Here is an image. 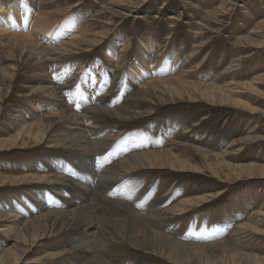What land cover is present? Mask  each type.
<instances>
[{"label": "rangeland", "instance_id": "obj_1", "mask_svg": "<svg viewBox=\"0 0 264 264\" xmlns=\"http://www.w3.org/2000/svg\"><path fill=\"white\" fill-rule=\"evenodd\" d=\"M67 20H72L71 28L64 32ZM143 55L149 63L141 62ZM85 72L90 80L94 74L95 81L83 79ZM130 73H135L137 83ZM178 76L182 81L174 85L176 93L154 81L176 82ZM212 84L226 94L215 90L212 96L205 95L202 90ZM50 87L59 88L71 115L84 117L83 122L68 121L48 130L40 127L36 137L27 136L24 145L12 149L8 145L23 127L36 124L37 117L59 112L47 107L51 100L43 96ZM100 100L109 112L85 113ZM41 108L45 113L33 114ZM63 130L88 136L91 158L104 162L103 174L109 168L120 173L115 177L118 181L108 187L100 186L97 177L92 186L86 184L92 198L84 204L85 211L96 225L86 237L91 248L79 253L71 240L85 232L82 226L89 220L74 217L62 226L49 217L25 227V241L19 242L13 228H21L24 221L5 218L0 221V264H87L93 257L101 264H204L180 252L179 257L188 260L167 258L146 234L149 229L175 244L197 246L198 253L212 264H231L229 254H236L238 261L245 259L242 255L264 258V175L237 180L230 176L232 170L223 165L218 170L209 158L220 155L232 168H264V0H0V143L10 141L0 151V177L20 180L29 176L35 182L55 172L81 184L77 155L55 146ZM248 136L257 139L244 146L236 143ZM163 151L187 168L179 171L178 164L170 168L167 162L149 168L141 161V154ZM135 155L141 162L127 172L115 164ZM67 165L70 173L59 169ZM13 184L0 183V215L16 214L29 220L35 215L27 216L26 210L36 211L37 216L57 212L64 208L63 200L74 197L64 183ZM127 191L142 193L146 199L122 197ZM46 197L56 198L60 206L48 205L46 211H39L33 201L43 203ZM204 197L205 203L198 199ZM126 206L138 215L142 209L156 207L153 214L163 217L164 224L161 229L159 222L146 224L145 238L140 231L133 238L129 223L134 212ZM75 208L79 209L64 210H73L69 215H74ZM107 222L112 224L107 226ZM221 225L222 233L217 227ZM210 230L207 236L191 237ZM12 248L22 256L17 263L12 262L15 250L6 252Z\"/></svg>", "mask_w": 264, "mask_h": 264}, {"label": "bare ground", "instance_id": "obj_2", "mask_svg": "<svg viewBox=\"0 0 264 264\" xmlns=\"http://www.w3.org/2000/svg\"><path fill=\"white\" fill-rule=\"evenodd\" d=\"M48 7V6H47ZM46 7V8H47ZM50 9V8H49ZM47 10V9H46ZM47 11H49V10H47ZM50 12V11H49ZM41 13H43V11L41 12ZM46 14V13H45ZM40 15V14H39ZM43 18V17H42ZM45 18V17H44ZM42 20V19H41ZM44 20V19H43ZM71 22H72V20H67L66 22H65V25L66 26H64V28H63V31L64 32H68L69 30H70V28H71ZM49 24V23H48ZM40 25H41V23H40ZM42 26V25H41ZM40 26V27H41ZM47 26H49V25H47ZM43 27H44V25H43ZM39 28V27H38ZM21 34H24L23 32L21 33ZM27 35H28V33H26ZM25 34V35H26ZM257 34V33H256ZM12 35H13V33H12ZM17 35H18V33H17ZM17 35H15V36H17ZM19 36H20V33H19ZM22 36V35H21ZM79 36V35H78ZM12 37H14V36H11V39H10V41H12ZM24 37V36H23ZM15 38H18V37H15ZM30 39V38H29ZM26 40H27V38H26ZM32 40V39H31ZM24 41H25V39H24ZM12 42H15V41H12ZM28 41H26V43H27ZM79 42V41H78ZM9 43V42H8ZM11 43V42H10ZM18 42H16V44H17ZM22 43V42H21ZM25 43V42H24ZM22 45V44H21ZM25 45V44H24ZM23 45V46H24ZM78 45V44H77ZM20 46V45H19ZM22 46V47H23ZM29 46H30V44H29ZM33 46V45H32ZM31 46V47H32ZM16 47H17V45H16ZM35 47V46H34ZM60 47V46H59ZM13 48V47H12ZM25 48V47H24ZM27 48V47H26ZM29 48V47H28ZM40 48H41V46H40ZM21 49H23V48H21ZM30 49V48H29ZM37 49V48H36ZM58 49H60V48H58ZM62 49V48H61ZM60 49V50H61ZM67 49V48H66ZM8 50V49H7ZM27 50V49H26ZM31 50V49H30ZM39 50V49H38ZM46 50V49H45ZM45 50H44V52H45ZM50 50V49H49ZM69 50V49H68ZM27 51H29V50H27ZM26 51V52H27ZM34 51H35V49H34ZM33 51V52H34ZM42 51V50H41ZM8 52V51H7ZM32 52V53H33ZM37 52V51H36ZM40 52V51H39ZM52 52V51H51ZM12 53V52H11ZM40 53H42V52H40ZM47 53V52H46ZM27 54V53H26ZM28 54H30V53H28ZM11 55H13V54H11ZM37 56H38V54H36ZM40 55V54H39ZM48 56L50 55V53L49 54H47ZM140 55V54H139ZM35 56V55H34ZM52 56V55H51ZM45 57V56H44ZM38 58H40L39 56H38ZM49 58V57H48ZM41 59V58H40ZM147 59H148V57H145V55H143V57L140 59L141 60V62H143V64L144 63H149L148 61H147ZM43 64V63H42ZM173 64V60L171 61V65ZM148 65V64H147ZM41 67H43V66H41ZM173 71V70H172ZM9 75H11V74H9ZM49 75V74H48ZM46 76H47V74H46ZM88 76H89V72H85V75L83 76V79H85L86 81H88V82H94L95 80H94V74H92V80H90V77L88 78ZM130 76H131V80L134 82V83H137V81L139 80L136 76H135V73H130ZM138 76V75H137ZM12 77V76H11ZM150 77V76H149ZM174 78V77H173ZM50 81V80H49ZM154 81H156V82H158L160 85H165V86H168V87H170L171 88V91L172 92H174V93H176L177 92V90H176V87L174 86L175 84H179V83H181V79H180V77L178 76L177 78H176V82H174V81H172V80H169V79H160V80H154ZM51 83H53V82H51ZM96 83V82H95ZM149 83V82H148ZM49 84V83H48ZM150 84V83H149ZM45 85V84H44ZM98 85H99V83L97 82V84H95L94 86L95 87H98ZM132 85V84H131ZM136 85V84H135ZM3 86V85H2ZM47 86V85H46ZM53 86V85H52ZM138 86V85H137ZM80 87V86H79ZM144 87V86H143ZM151 87L152 86H150V91H151ZM76 88V87H75ZM90 88V87H89ZM58 87H57V89L55 88V87H50V88H48V90H46V92L44 93V95L43 96H46L47 98H49V100H51L50 102H49V106H47V107H56V109L58 108L59 109V112H57V114H55V115H49L48 117H45V118H39L38 119V117H37V121L38 122H36V124H34V125H26L25 127H23L22 129H21V132L20 133H18L16 136H14L12 139H11V141L13 142L12 144H9L10 143V141L9 142H7V143H5V144H3V143H0L1 145H0V151L2 152V151H4V150H2V148L3 147H5L7 144H9L8 146H10V147H13L12 149H14V148H16L17 146H19V144L20 145H24V139H26V137L27 136H33L34 137V135H35V137H36V130L37 129H39L40 127L41 128H45V129H53L52 128V126H54V125H56V124H60V123H68V121H73V123H81V122H83V120H82V118H84V117H82L81 118V116H78V115H75V114H72L71 115V113H72V111L66 106L67 104H65V102L66 101H64L63 100V97L62 96H60V94H59V92H57L58 91ZM81 89V88H80ZM79 89V90H80ZM87 89V88H86ZM222 88H218L217 86H213V84L212 85H210L209 86V88H205V90H202L203 91V93L205 94V95H207V96H212L213 94H214V92H215V90H218L219 92H220V94L221 95H223V94H226L225 93V90H221ZM212 90H214V91H212ZM83 91V90H82ZM85 91V90H84ZM87 91V90H86ZM135 91V90H134ZM155 91V90H154ZM79 92V91H78ZM131 92V91H130ZM133 92V91H132ZM156 92V91H155ZM82 93V92H81ZM140 93V92H139ZM148 93V92H147ZM211 93H212V95H211ZM86 94H87V92H86ZM85 94V95H86ZM131 94V93H130ZM133 94V93H132ZM141 94V93H140ZM157 94V93H156ZM92 95V94H91ZM199 95V94H198ZM87 96V95H86ZM220 96V95H219ZM225 96V95H224ZM100 97H102V96H100ZM133 97V96H132ZM138 97V96H137ZM199 97V96H198ZM65 98V97H64ZM143 100H148L147 99V97H145V96H142L141 97ZM173 98V97H172ZM171 98V99H172ZM217 98H219V97H217ZM228 98V97H227ZM75 99H77V97L75 98ZM170 99V98H169ZM178 99V98H177ZM224 99V98H223ZM68 100V99H67ZM71 100V99H70ZM168 100V99H167ZM179 100V99H178ZM215 100H216V98H215ZM222 100V99H221ZM225 100H226V98H225ZM224 100V101H225ZM76 101H78V100H76ZM99 101V100H98ZM101 102L99 103V105L98 104H95L94 106H92V107H90V108H88V109H85V113H87V114H101V113H103V112H109L108 110H107V108H105V106H106V103L105 102H103L102 100H100ZM210 101V100H209ZM227 101H229V100H227ZM94 102V101H93ZM158 103H160V101L158 100L157 101ZM216 102H217V100H216ZM92 103V102H91ZM94 103H98V102H94ZM124 103V102H123ZM161 103H163V102H161ZM221 103H222V101H221ZM218 104H219V102H218ZM225 104V103H224ZM84 105V102L82 103V104H80L79 106H83ZM221 105V104H220ZM88 106V105H87ZM86 106V107H87ZM45 107V106H44ZM117 109V108H116ZM120 110V109H119ZM36 111V110H35ZM44 111H46V109L45 108H41V109H39V111H36L35 113H33V114H43V112ZM117 111V110H116ZM248 111V110H247ZM34 112V111H33ZM110 112H114L113 111V109H112V111H110ZM119 112V111H118ZM45 113V112H44ZM80 113H81V111H80ZM83 114V113H82ZM104 114H106V113H104ZM107 114H110V113H107ZM112 114V113H111ZM134 114V113H133ZM26 116H28V115H26ZM86 116V115H85ZM44 117V116H43ZM32 118H34V116L32 117ZM32 118H31V120H32ZM88 119V118H87ZM86 119V120H87ZM85 121V120H84ZM38 132H40V131H38ZM97 132V131H96ZM90 134H92L93 135V132L92 133H90ZM96 133H94V135H95ZM37 135H39V134H37ZM87 137V138H86ZM84 136V135H81V133H76V134H72V133H69L68 132V130L66 131V130H63L62 132H60L59 134H58V137H57V139H56V145L55 146H57V145H59L60 147H64V148H66V149H68V150H70V155H77V157H78V168L81 170V172L80 171H78L79 173H80V176L78 177V179L79 180H82V182H80L81 184H79V183H76V182H73V181H71V180H66L65 178H63V177H60V176H57V175H55V174H57V173H53L54 175H50V176H48L47 178H35L36 179V181L34 182V178H31V177H29V176H25V177H22V178H20V180H17V179H15V178H13V177H6V178H2V177H0V183L2 184V183H11V185L13 184V183H20V185H22V184H31V185H36V184H41V182H48V185L50 186V185H60L61 183H64L65 185V188L66 189H68L70 192H72V195L74 196L72 199L73 200H70L69 198H68V200H63L61 203H62V205L64 206V208H61V210H59V211H57V212H48L47 214H45L44 213V215H38L37 216V212L35 211L34 212V210H31V211H27L26 210V215L27 216H29V217H32L33 215H35V218H34V216H33V218H30L29 220H25V219H23V218H19L18 217V215H9V214H2V215H0V221L3 219V221H5L4 219L6 218V219H8L9 220V218H11V217H14L15 219H14V221H18V219L19 220H21L22 219V221H24L23 222V226L21 227V228H19V229H17V228H13V237L15 238V240H17V241H19L20 239L21 240H23V241H25V235L23 234V233H26V232H24V230H25V227H34L35 226V224L36 223H38V222H40V221H46V219L47 218H49V217H53V218H55V219H58L56 222H58V223H60V224H62V226L64 225V223H65V221H67L68 220V223H70L69 222V220L71 219V221H72V218H74V217H76V218H78V217H80V220L81 219H85L86 221H88L87 223H85L82 227H85L86 229H84V233L83 234H81L80 232V234H76L75 236H73L72 237V239L71 240H74V242H75V245H76V249H78V251H79V253H84L85 252V254H86V252H89L88 250L91 248L90 247V244H89V241L86 239V237H88V235H90V230L92 229V228H94L96 225L94 224V222H93V220H92V218H91V216L88 214V212H86L85 211V206H84V204L86 203V201H87V199H88V197L90 198L91 197V192L89 191L88 192V190L86 189V184L87 185H91L92 186V179H93V177H97V179H98V184L101 186V185H103V186H109L110 184L112 185V182H115V181H118V179H116L117 177L116 176H119V174H115V173H113L114 172V169H111V168H109L108 170L107 169H104L105 170V174H103V171H102V167H103V161H99V162H97V161H94L93 160V158H91L92 157V155L91 154H93L91 151H90V148H89V145H91V143H90V141H89V138H88V136ZM31 138V137H30ZM44 139V138H43ZM257 139V137H252V136H248L247 138H241V139H239V140H237L236 141V143L237 144H241V145H247V144H250L252 141H254V140H256ZM41 140H42V138H41ZM32 141V140H31ZM37 141H38V138H37ZM36 142V141H35ZM96 143V142H95ZM178 143V142H177ZM30 145V144H29ZM179 145V144H178ZM16 146V147H15ZM50 147H52V146H50ZM54 147V146H53ZM175 147V146H174ZM242 147H240L239 149H241ZM10 149V148H9ZM192 149V148H191ZM238 149V150H239ZM145 150V149H144ZM128 151V150H127ZM196 151V150H195ZM136 154V153H135ZM120 156V155H119ZM141 156H142V158L141 159H143V160H141L138 156H136L135 155V157H132V158H128V159H126V158H124V159H122V160H120L119 162H117V163H115V164H120L121 165V168L123 169H121L122 171H125V170H130L131 168H133V166H135L140 160L141 161H144L143 163L144 164H146L149 168H154V167H151L150 165H152V164H161V165H159V166H162V164L164 163V162H167V163H170L169 164V167L170 168H174L175 166H174V164H178V168L180 169L179 171H181V170H184L185 168H187V164H184L183 162H181L178 158H176V157H174L169 151H163V152H159V153H156V154H151V153H148V154H141ZM70 157H74V156H70ZM76 157V158H77ZM49 158H51V157H49ZM209 158L211 159V161H213L214 162V165H215V168H217L218 170H220V167L223 165V167L224 168H226V169H228V170H232V172H233V175H230V176H233V177H235V179H237V180H239V179H241V178H243V177H248V179H252V178H255V177H257L258 175H264V168H261V167H254V166H242V167H238V168H232L231 166H229V165H227L226 163H225V161H224V159L222 158V157H220V155H215V156H212L211 155V157L209 156ZM115 159V158H114ZM56 161L55 162H58L60 159H55ZM103 160V159H102ZM52 160H50V162H51ZM118 161V160H117ZM140 161V162H141ZM157 162H159V163H157ZM64 163V161H60V165H62ZM77 164V163H76ZM102 166V167H101ZM113 166H115L114 164H113ZM72 167V166H71ZM105 167V166H104ZM117 167V166H116ZM208 167V166H207ZM209 167L211 168V164H209ZM59 169L60 170H64L65 172H71V170H70V168H69V166L67 165V167L66 168H63V167H59ZM118 169H119V167H118ZM52 170V169H51ZM76 170V169H75ZM117 170V169H116ZM120 170V169H119ZM193 171H194V169H192ZM109 171V172H108ZM111 171V172H110ZM193 171H192V173H193ZM255 171H258V172H255ZM76 172V171H75ZM125 172H127V171H125ZM187 172H189V171H187ZM196 172H198V171H196L195 170V173ZM50 173V172H49ZM78 173V174H79ZM124 173V172H123ZM214 173L215 174H218L216 171H214ZM58 174H60V173H58ZM75 174V173H74ZM125 174V173H124ZM116 177V178H115ZM104 178H105V180H104ZM224 178H228V176L227 175H225L224 176ZM130 184H132V183H130ZM18 185V184H17ZM13 186H14V184H13ZM41 186V185H40ZM122 186V185H121ZM18 187V186H17ZM119 187H120V185H119ZM56 188V187H55ZM112 188V187H111ZM114 188V187H113ZM35 189V188H34ZM133 189V188H132ZM121 190V189H120ZM129 190H131V189H129ZM132 191V190H131ZM36 192V191H35ZM35 196V195H34ZM121 196L122 197H124V198H127V197H132V196H135L136 197V199H141V200H144V199H146V195H144V194H142V193H138V194H135L134 195V193H129L128 191L127 192H125V193H123V194H121ZM36 197H37V195H36ZM62 197V196H61ZM65 196H63L62 198H64ZM67 198V197H66ZM92 198V197H91ZM147 198H148V196H147ZM43 199V198H42ZM199 200H201V201H203L204 203H205V201H206V197H204V198H198ZM89 200V199H88ZM41 200H38L37 202L36 201H33L34 203V205L37 207V208H40L39 209V211H46V209H48V205H51V206H53V207H58V206H60V202L56 199V198H51V199H49V197H46V199H45V202H43V203H41L40 202ZM20 203H21V201H20ZM189 203L190 204H192V203H194V200H189ZM202 203V202H201ZM86 205V204H85ZM73 206L75 207V206H77L79 209H77V208H75V209H77V212H76V214H74V215H69V214H73L72 213V211L71 210H64L65 208H67V207H72V209H73ZM122 206L123 205H120V207L122 208ZM125 207V206H124ZM123 207V208H124ZM156 207H150V209L149 210H144V209H142L141 210V212H140V215H138V213H136V212H134V210H132L133 212H134V215L132 216V218H131V220H130V229H131V235L130 236H132L133 238L134 237H137L135 234H136V232L135 231H140L141 233L140 234H144V236H143V238L142 239H144L145 238V233H146V224H150L151 225V223H155V222H159V224H158V228H160L161 229V226H162V224H164L163 223V220H164V218L163 217H161V216H155L154 214H153V212H155V209ZM36 209V208H35ZM125 209H128L130 212H132L131 211V209H129V207H127L126 206V208ZM128 210H126V212L128 211ZM38 211V212H39ZM49 211V210H48ZM56 211V210H55ZM178 211H183V209H179ZM124 212V211H123ZM8 213V212H7ZM125 213V212H124ZM95 214V213H94ZM128 214H130V213H128ZM137 214V215H136ZM127 215V214H126ZM179 215V214H178ZM258 216H261V213H258L257 214ZM27 216H25V217H27ZM16 217H18V218H16ZM21 217V216H20ZM95 217V216H94ZM100 217V216H99ZM130 217H131V215H130ZM102 217H100L99 219H101ZM35 219V220H34ZM97 219V218H96ZM108 219V218H107ZM33 220V221H32ZM48 220V219H47ZM52 220V219H51ZM113 220V219H112ZM125 220V219H124ZM50 221V220H49ZM76 221V220H75ZM98 221V220H97ZM108 221L109 222H111L109 219H108ZM127 221H128V219H127ZM48 222V221H47ZM51 223L53 222V221H50ZM49 222V223H50ZM55 221H54V223H56ZM78 222V221H77ZM100 222H102V224H103V222H104V220L102 221H100L99 220V224H100ZM125 222V221H124ZM146 222V223H145ZM67 223V224H68ZM75 223V222H74ZM112 223H113V221H112ZM111 223V224H112ZM118 223V222H117ZM116 223V225H118ZM20 224V223H19ZM45 224V223H44ZM80 224V223H79ZM101 224V225H102ZM110 224V225H111ZM126 224V223H125ZM128 224V225H129ZM15 225V224H14ZM72 225V224H71ZM109 225V223L107 222V226H110ZM155 225V224H154ZM41 226H42V223H41ZM54 226V225H53ZM65 226H66V224H65ZM73 226H74V224H73ZM114 226V228H115V225H113ZM149 226V225H148ZM152 226V225H151ZM150 226V227H151ZM13 227V226H12ZM12 227H9L8 229H9V232L10 231H12ZM67 227V226H66ZM69 227H70V225H69ZM76 227V226H75ZM98 227V226H97ZM101 227V229L102 230H104L103 228V225L102 226H100ZM153 227H155V226H153ZM153 227H151V228H153ZM39 228H40V225H39ZM62 228V227H61ZM68 228V227H67ZM71 228V227H70ZM113 227L111 228V229H114ZM120 228V227H119ZM127 228H129V226L127 227ZM53 229V228H52ZM55 229H56V227H55ZM57 229H59V227L57 226ZM66 229V228H65ZM96 229H100V228H96ZM118 229V228H117ZM148 229V228H147ZM155 229V228H154ZM74 230V229H73ZM108 230V229H107ZM120 230V229H119ZM163 230H164V228H163ZM34 231V230H33ZM81 231H83V230H81ZM96 231V230H95ZM219 231L221 232V229H219ZM8 232V231H7ZM38 232V231H37ZM98 232V231H97ZM105 232H106V230H105ZM110 232V231H109ZM121 232V231H120ZM35 233V232H34ZM38 233H40V232H38ZM100 233V232H99ZM211 233V230H210V232H204V233H198V235L196 234V233H193V234H191V237H193V238H200V237H204L205 235L207 236L208 234H210ZM107 234V233H106ZM105 234V235H106ZM147 235H149L150 237H151V240H152V242H153V245L160 251V253H164L166 256H168L167 258H169V259H171V260H180V259H182L183 257H185V256H182V258L181 257H179V252L182 254V255H184L185 253V255H187V254H189V255H192V258H194L195 259V257H198V259L197 260H199V261H201V259L202 260H204L203 262H204V264H212L211 262H209V260L207 259V257H206V255L205 254H199L198 252H200L199 250H198V248H197V246H193V245H190L189 247L188 246H183V245H181V244H175V243H173V242H171V241H169L167 238H164L163 236H159V235H156L155 234V232H153V231H151L150 229H149V232L148 233H146ZM205 234V235H204ZM31 235H33V234H31ZM37 236V235H36ZM141 236V237H142ZM102 237V236H101ZM33 238V237H32ZM35 238V237H34ZM105 240V239H104ZM16 241V242H17ZM82 241H83V243H82ZM20 242V241H19ZM134 242V241H133ZM139 242V241H138ZM14 243V242H13ZM135 243H136V241H135ZM140 243V242H139ZM144 243V242H143ZM140 245V244H139ZM146 245H147V243H146ZM149 245V244H148ZM147 245V246H148ZM150 246V245H149ZM208 246V245H207ZM135 247H137V246H135ZM143 247V246H142ZM151 247V246H150ZM205 247V246H204ZM141 248V247H140ZM144 248V247H143ZM13 250H15V252H13ZM21 250V249H20ZM146 250V249H145ZM185 250H187V251H185ZM11 251V252H10ZM6 252H8V254H11L12 252V257H13V261L12 262H14V263H17L16 261H18L19 259H20V257H22V256H20V255H17L16 254V249H14V248H12V249H10V250H7ZM5 252V253H6ZM17 252H18V250H17ZM233 253V252H232ZM90 254V253H89ZM94 254V253H93ZM180 254V255H181ZM5 255V254H4ZM230 255V257H231V261H232V263L231 264H264V258H259V257H257V256H250V255H248V256H246V255H242L245 259L243 260L242 259V257L240 258L241 260H236L237 259V255L236 254H229ZM6 256V255H5ZM209 256V255H208ZM188 257H190V256H188ZM222 257V258H221ZM221 257H220V259H222L223 261H224V259H225V257H224V255H221ZM8 259H9V257H7ZM96 257H93V258H91V260L89 259V262L87 263V261H86V263L87 264H101V260L99 261V260H97V259H95ZM200 258V259H199ZM88 259V258H87ZM185 259H187L188 260V258H187V256L185 257ZM239 259V258H238ZM2 260H4V258H2ZM193 260V259H192ZM221 260V261H222ZM236 260V261H235ZM1 261V260H0ZM38 261V260H37ZM184 261V260H183ZM2 262V261H1ZM9 262H10V260H9ZM32 262V261H31ZM33 262H36L35 260L33 261ZM81 262V261H80ZM180 262V261H179ZM192 262V261H191ZM202 262V261H201ZM213 262H215V261H213ZM28 264H30V262H27ZM78 263V262H77ZM84 263V262H83ZM186 263V262H185ZM65 264H69V263H65ZM73 264V263H72ZM177 264V263H176ZM198 264H200L199 262H198Z\"/></svg>", "mask_w": 264, "mask_h": 264}]
</instances>
